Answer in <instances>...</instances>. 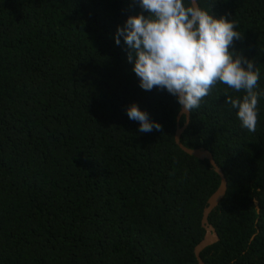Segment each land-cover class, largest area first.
Instances as JSON below:
<instances>
[{"label": "trees", "instance_id": "obj_1", "mask_svg": "<svg viewBox=\"0 0 264 264\" xmlns=\"http://www.w3.org/2000/svg\"><path fill=\"white\" fill-rule=\"evenodd\" d=\"M197 3L174 47L180 141L227 180L200 256L264 264V0ZM191 14L190 0H0V264H197L220 178L175 143L166 79Z\"/></svg>", "mask_w": 264, "mask_h": 264}, {"label": "water", "instance_id": "obj_2", "mask_svg": "<svg viewBox=\"0 0 264 264\" xmlns=\"http://www.w3.org/2000/svg\"><path fill=\"white\" fill-rule=\"evenodd\" d=\"M192 6V14L189 20L188 26L183 30L173 29L171 36H170V43H169V55H168V63H167V70H166V79L168 86L175 92L178 97L180 110L177 115V123H176V131L174 135V140L177 146L186 154L190 156H194L201 160H208L214 171L218 174L220 178V183L216 190L210 195L207 200V204L203 209L202 218H201V225L205 230V234L202 240L194 247V255L196 258L197 264H206L203 259L201 258V252L208 246L213 245L217 241H219V235L212 224L208 221V216L215 209L220 201L226 194L227 191V180L225 174L221 167L216 163L213 154L205 149V148H188L186 147L181 141L180 137L183 131L186 129L190 122V110H189V102L188 97L185 91L182 88V85H178L174 82L173 79V71H174V56L175 51L174 47L176 42L179 39H182L186 36H189L194 27L195 21L198 20L199 17V6L197 0H190ZM185 116V122L183 125H180V118L181 116ZM255 206L257 211H259L258 202L255 200Z\"/></svg>", "mask_w": 264, "mask_h": 264}]
</instances>
